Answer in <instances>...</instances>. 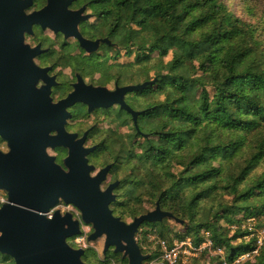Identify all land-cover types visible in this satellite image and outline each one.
I'll use <instances>...</instances> for the list:
<instances>
[{
	"label": "trees",
	"instance_id": "16d2710c",
	"mask_svg": "<svg viewBox=\"0 0 264 264\" xmlns=\"http://www.w3.org/2000/svg\"><path fill=\"white\" fill-rule=\"evenodd\" d=\"M233 1L115 0L111 35L118 44L111 59L134 55L137 82L158 81L134 93L149 101L138 120L143 134L133 127L143 143L129 144L118 123L128 115L111 112L105 119L114 127L94 154L97 165L100 152H108L110 173L120 181L110 206L115 216L134 219L147 212L146 203H159L189 223L173 237L200 244L208 232L228 262L256 248L242 225L250 218L264 225V0H239L237 10ZM100 3L108 31L109 0ZM129 68L121 66L120 84H127L121 77ZM169 220L145 222L136 236L154 231L171 243ZM87 252L82 259L89 263ZM213 257L205 251L177 264L202 258L222 264ZM113 261L128 264L110 248L100 264ZM0 264L15 261L0 253ZM244 264H264V243Z\"/></svg>",
	"mask_w": 264,
	"mask_h": 264
},
{
	"label": "water",
	"instance_id": "95a60500",
	"mask_svg": "<svg viewBox=\"0 0 264 264\" xmlns=\"http://www.w3.org/2000/svg\"><path fill=\"white\" fill-rule=\"evenodd\" d=\"M71 1L48 0L44 9L28 15L25 9L31 0H0V70L3 55L13 52L21 70L14 106L2 110L0 97V127L9 130L6 137L9 151H0V190L7 195L6 202L0 206V253L12 257L15 264H88L82 260L85 249L73 248L67 240L80 236L82 226L89 225L93 232L87 240L94 242L104 237V254L112 247L115 253L128 260V264H144L150 255L142 253L136 239L141 225L165 219L181 225L185 222L162 210L159 203L154 210L135 217L131 223L115 216L110 206L116 201L114 190L119 181L105 190L101 188L112 165L92 175L96 168L89 164L88 155L96 146H84L89 131L77 139V134L66 130L65 124L70 117L66 107L83 102L93 111L119 105L132 116L137 132L142 133L138 117L145 111L134 110L126 103L125 96L156 84L158 79L117 86L113 91L87 86L80 81L67 99L52 104L47 87H35L41 72L46 71L35 67L33 62V57L41 53L40 47L30 49L24 43V33L31 32L34 24H40L44 29L63 32L66 38L75 36L89 53L97 51L100 41L87 40L78 32L79 21L87 17L80 18L82 10L68 11ZM29 68L30 76L26 74ZM52 131L56 134L51 135ZM49 147L68 149L64 159L66 169L48 153ZM61 203L74 206L80 218L58 209L49 217L48 214Z\"/></svg>",
	"mask_w": 264,
	"mask_h": 264
},
{
	"label": "flooded vegetation",
	"instance_id": "af4514ba",
	"mask_svg": "<svg viewBox=\"0 0 264 264\" xmlns=\"http://www.w3.org/2000/svg\"><path fill=\"white\" fill-rule=\"evenodd\" d=\"M47 4L48 0H31V4L25 9V12L28 15L39 12L44 9ZM100 6V0H73L67 6L68 11L76 12L82 10L80 18L87 17V19L79 21L77 30L80 35L87 40L93 42L100 41L98 49L95 52L89 53L81 46L78 38L75 36L66 38L63 32H56L48 27L44 29L40 24H34L31 27V32L26 31L24 33V43L28 45L30 49H35L39 46L41 50V53L33 57L35 67L46 70L41 72L35 87L37 89L47 87L45 89L49 91V98L54 105L64 101L70 94L76 91V85H79L80 81L87 86L106 87L110 91L115 90L117 86L122 87L128 85L120 84L112 77L111 57H113V53L111 54V51H114V49L117 48L115 36L113 34L111 35V31H113L115 25V0H109L108 4L110 13V30L108 31L106 30L104 18L100 17ZM46 16H49V14H46ZM104 39L107 41L102 42ZM5 57H7V60H5ZM2 66L3 68L0 70L1 107L2 110H9L15 104L14 97L21 74L20 62L17 60L15 61V55L13 52L5 56L3 55ZM30 73L31 68H29V73L26 72V74H29L30 76ZM95 74H99L100 77L103 76L110 81H114L113 87L111 88L108 85L97 84L92 80H88ZM134 93H127L125 96L126 103L133 109L134 107L132 106L131 99ZM134 110L143 111L142 109ZM66 112L70 114V117L67 118L65 124L66 130L69 133L77 134V139H80L86 131H89L84 146H96L95 151L97 150L98 144L91 143V134L98 129V124H93L92 126L85 128L84 123L86 118L103 115L105 117L104 119L102 117V119L105 120L108 113L122 112L128 116L122 117L118 122L120 128H123L124 122L127 125L131 122L132 126L135 128L132 116L125 110L121 109L119 105H113L108 108H96L93 111H89L88 105L83 102H76L73 105L66 107ZM107 121L109 120L106 119V122ZM55 134L56 131L51 132V135ZM8 135L9 130L0 127V151L3 153L9 151V141L6 138ZM47 151L50 155L55 157L58 164L64 167V159L68 155V149L64 147H49ZM95 151L88 155L89 164L94 165L96 168L95 171L92 172V175H95L100 169L109 164L113 165V162H110L104 166L98 167L94 163V160L90 159L91 156H94ZM64 169L66 168L64 167ZM116 181H119V179H113V175L109 172L107 180L102 183L101 188L105 190L110 184ZM116 189L114 190L115 194ZM70 246L73 247L72 245Z\"/></svg>",
	"mask_w": 264,
	"mask_h": 264
},
{
	"label": "rangeland",
	"instance_id": "374dc122",
	"mask_svg": "<svg viewBox=\"0 0 264 264\" xmlns=\"http://www.w3.org/2000/svg\"><path fill=\"white\" fill-rule=\"evenodd\" d=\"M239 3H240L239 0H234L232 2L233 6H234V8H236V10H237V5ZM116 44H118V43L116 42ZM112 53H113V51H111V54ZM154 57H157V53H154L152 55V58H154ZM170 59H171V55L168 58H166V61H168ZM133 61H134V55L133 56L125 55L124 52H122V54H120L117 59L112 58L111 59V64H112L111 69L113 72L112 73L113 79H116L121 74V71H122L121 66H123V64H127L128 66H130L129 70H130L131 74L122 76L121 79L124 82H126L128 85L129 84L142 83L141 81L137 82L138 80H140L138 77L134 78L132 76L133 67H131L130 63H132ZM135 70H137V68ZM99 72H100V70H99ZM88 80H92L93 82H95L97 84L108 85L111 88L113 87V84H114V81H110L109 79L104 78L103 76L100 77L99 74H95V75L91 76V78H89ZM135 93H138V92H135ZM148 102L149 101L147 99H145L144 97H141V99L138 100L136 98V96H134V94H133L132 99H131L132 106L134 107V109H137V110H141V108H144L145 106H147ZM96 117L97 116L86 118V121L84 124H85V128H88V127L92 126L93 124H98L97 131H95L91 134V137H92L91 143L100 144L108 137L107 131L111 130L114 127V124L112 122H109V121L106 122V119L103 120L105 117L103 115H101L97 118ZM102 117H103V119H102ZM122 130H123L122 134L125 136V138L127 139V142L129 144L133 143L138 147L140 144L143 143L144 139H142L141 136H136L133 133V126H132L131 122L128 123L127 126H125V127L123 126ZM137 151L139 152V149ZM94 156H96V155H94ZM94 156H91L90 159L94 160ZM110 157L111 156L108 154V152H105V151L102 152L101 151L100 155H99V161L97 162L98 167H101L103 164L110 163L112 161V160H110L111 159ZM124 176H125V173L121 174L120 179L124 178ZM113 179H115V178H113ZM105 186H103V187H105ZM3 197H5V196L3 195V193L0 192V198H3ZM226 199L229 200V199H231V197H227ZM145 205H146L145 207H146L147 212L155 209V207L151 204L146 203ZM58 210H60L62 213L70 212L74 215V218H76V219L80 218V212L72 206L60 205L58 207ZM132 221H133V219H130V218L126 219L127 223H131ZM225 225H227L226 222H225ZM166 226L168 227V229L170 231V234H168V238L172 237L173 239L171 241H174V240L177 241L180 239L177 237H173V236H175L176 234L186 230V228L189 227V223H187V224L185 223L184 225H181L179 223H176L174 220L170 219L169 221H166ZM83 230L84 231H83L82 235L69 238L67 241L70 245H72L75 248H81L82 245L85 244V246H86L85 249L88 250V252H87V256L89 258L88 261H90L94 264H100L101 260H104L103 250H104L105 238L102 237V238H99L98 240H96L94 242H89L87 240V238L93 232V229L89 225H83ZM146 230H147L146 228L143 229L144 232ZM85 232H87V233H85ZM83 237L85 240H82ZM136 239H137L138 243L145 250L149 251V254H153V257L151 259H149L148 261H145L144 264H150L155 258L159 257L158 256L159 255V243L163 239H160V237L158 236V234L156 232L150 231L146 236L141 233L140 235H138V237ZM239 240H241V239H239ZM85 263H87V262H85ZM208 263L214 264L215 260L213 259L211 261L210 260L206 261L205 258H202L200 260L199 264H208ZM110 264H116V262L113 261ZM191 264H194V261L191 262Z\"/></svg>",
	"mask_w": 264,
	"mask_h": 264
},
{
	"label": "built area",
	"instance_id": "2783aa9c",
	"mask_svg": "<svg viewBox=\"0 0 264 264\" xmlns=\"http://www.w3.org/2000/svg\"><path fill=\"white\" fill-rule=\"evenodd\" d=\"M6 200H7V196L0 198V206L3 203H5ZM60 205L72 206V205H66L64 203H61ZM58 207L52 210L48 214V216L51 217L53 212L56 209H58ZM259 224L260 223L256 218H250L246 223L242 225V228H244L245 230H247V232H249V234L245 236V239L255 238L256 248L252 252L241 254L240 256L235 258L232 262H228L226 259H224L223 250L219 247H215V244L210 238L209 233L204 232L205 239L200 244H196L194 240L190 237L177 241L174 240L171 243H168L166 240H161L159 243V255H158L159 257L155 258L150 264H177L179 261L186 263L191 258L200 256L205 251L211 257L220 256L222 259V264H243L251 260L254 257V255L258 253V251L260 250L261 246L264 243V225L260 226ZM82 240H85L84 237ZM85 247H86L85 244H83L81 248L85 249Z\"/></svg>",
	"mask_w": 264,
	"mask_h": 264
}]
</instances>
